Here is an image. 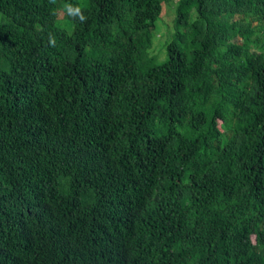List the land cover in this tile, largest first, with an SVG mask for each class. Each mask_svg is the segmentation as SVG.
Listing matches in <instances>:
<instances>
[{
    "label": "trees",
    "instance_id": "1",
    "mask_svg": "<svg viewBox=\"0 0 264 264\" xmlns=\"http://www.w3.org/2000/svg\"><path fill=\"white\" fill-rule=\"evenodd\" d=\"M161 13L0 0V264H264V0Z\"/></svg>",
    "mask_w": 264,
    "mask_h": 264
},
{
    "label": "rangeland",
    "instance_id": "2",
    "mask_svg": "<svg viewBox=\"0 0 264 264\" xmlns=\"http://www.w3.org/2000/svg\"><path fill=\"white\" fill-rule=\"evenodd\" d=\"M176 0H162V13L157 23L152 43L151 54L162 60L165 55V42L170 39L173 31L174 8Z\"/></svg>",
    "mask_w": 264,
    "mask_h": 264
},
{
    "label": "clouds",
    "instance_id": "3",
    "mask_svg": "<svg viewBox=\"0 0 264 264\" xmlns=\"http://www.w3.org/2000/svg\"><path fill=\"white\" fill-rule=\"evenodd\" d=\"M49 3L55 5L57 4V0H49ZM62 11L73 21H79L80 23H86L88 17L85 15L84 8L79 4H72L69 2H64L61 4ZM75 27V24H73ZM48 45L51 47L56 46L55 36L51 33L48 35Z\"/></svg>",
    "mask_w": 264,
    "mask_h": 264
}]
</instances>
